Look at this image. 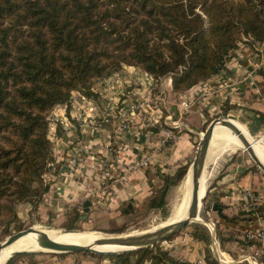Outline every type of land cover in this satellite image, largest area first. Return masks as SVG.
<instances>
[{
  "label": "trees",
  "instance_id": "obj_1",
  "mask_svg": "<svg viewBox=\"0 0 264 264\" xmlns=\"http://www.w3.org/2000/svg\"><path fill=\"white\" fill-rule=\"evenodd\" d=\"M244 39L263 42L264 0H0V228L17 222L20 204L36 209L46 193L49 116L56 106L68 109L72 93L94 97V84L123 67L156 81L170 77L180 93L218 73ZM190 164L164 178L150 209L164 207ZM191 234L205 245L207 264H217L207 229L194 226ZM88 255L113 264H185L158 245Z\"/></svg>",
  "mask_w": 264,
  "mask_h": 264
},
{
  "label": "crops",
  "instance_id": "obj_2",
  "mask_svg": "<svg viewBox=\"0 0 264 264\" xmlns=\"http://www.w3.org/2000/svg\"><path fill=\"white\" fill-rule=\"evenodd\" d=\"M93 91L94 97L73 93L68 109L56 106L49 116L58 140L52 148L51 167L43 175L47 191L38 210L53 221H70V216L75 215V227L98 223L104 226L133 215L162 187L165 177L192 163L203 132L221 116L234 122L248 137L260 140L253 142L258 151L264 152V40L252 46L244 41L238 43L218 73L180 93L173 91L170 77L149 85L145 73L135 67H123L96 82ZM182 102L188 105L185 113ZM124 123L129 129L119 130ZM163 125L179 139L162 145ZM76 148L81 151L72 168L69 158ZM123 150L125 164L149 158V166L132 171L126 180H117L125 169L114 163L117 153ZM212 161L209 196L220 206V213H216L223 220L222 224H215H219L221 233L233 232L235 237L224 238L222 234L218 240L215 230H207L211 235V255L216 261L212 253L216 243L225 258L234 256L238 264H245L240 258L252 254L254 247L242 240L241 234L264 219V204L259 199V195L264 197V178L240 160L216 157ZM108 162L114 167V178L105 184L100 169ZM85 202H90L86 214ZM180 233L165 241L162 250L176 262L207 264L205 245L192 237L191 230ZM234 250L237 252L231 253ZM18 264L113 263L82 254H36Z\"/></svg>",
  "mask_w": 264,
  "mask_h": 264
},
{
  "label": "rangeland",
  "instance_id": "obj_3",
  "mask_svg": "<svg viewBox=\"0 0 264 264\" xmlns=\"http://www.w3.org/2000/svg\"><path fill=\"white\" fill-rule=\"evenodd\" d=\"M249 139L252 141H255L254 138L250 137ZM261 144L264 146V142H261ZM256 147H257V144H256ZM261 153L263 154V157H264V152H261ZM216 157H220L222 159L232 158L236 162H238L239 160L242 162H245L246 166H248L249 169L252 170L253 173L259 174V176L264 178V175L254 165L252 160L249 158L248 154L244 152L241 148L236 147L235 145L229 144V143L212 142L210 145V150L208 153V160L206 163V169L204 173L206 180H207L206 191H205V195L207 196V197L205 196L206 202L205 203L202 202L201 204L200 213H199V221L184 228L182 230L184 232L191 230L192 227L194 226H199V225L204 226V224L211 223V222L214 224L215 222H219V224L223 223V220L220 217H218L216 212L212 211V208L207 209V210L205 209V207L210 206L211 203H214V204L217 203L216 201L210 199L211 197L209 196V187L211 184H213V181L211 182V179H213V177H211L210 173L214 166L211 165V162H213L212 160ZM219 165L220 167H222L223 163H219ZM261 181L263 182L262 179ZM186 183H187V179L184 178L180 184H178L177 186L171 187L165 199L164 207L159 210L150 209L148 207V203H149L148 202L149 200H148L145 203L139 205L135 209V212H133V215L128 216V217H121L122 218L121 222L115 223V222L110 221L104 226L103 225L101 226L100 223H98L97 225H94V224L83 225V226H77L72 230H69L68 228H69V223L75 219V215L70 216L71 218L70 221L69 220L63 221V222L58 221V220L53 221L50 216L45 217L39 214L38 205H37V208L35 209L29 203H22L17 207V217H18L17 222L11 223L10 226L8 227L0 228V243H2L8 236L15 234L16 232H19L21 230L30 228V227L47 229V230L53 231L54 233H65L62 231H73V232L79 231L81 233L88 234L92 238L101 239L103 237H111V236H118V235H125V234H135V233H139L142 231L151 230L161 225L170 224L178 219L177 218L178 213L181 209L182 203H184ZM263 188L264 187H261V189ZM219 224L218 225L215 224L216 227L214 231V234L216 235L218 240L221 239L222 234H223V237L225 236L224 238H226V236L227 238L229 237V239H233V237H235V233L233 232L221 233V229H219ZM220 228L224 229V227H220ZM177 235H181V233L176 234L175 236H173V238L176 237ZM158 246H160V248L162 249V246H164V242L158 244ZM223 247H222L223 249L226 248L225 246ZM235 252L237 251L234 250L231 253L235 254ZM246 253L249 254L248 252ZM36 254H45V253H26L25 255L27 256L17 255L11 258L10 260L14 259L12 264H18L28 259L30 256H33ZM20 255H24V254H20ZM82 255L89 256L88 254H82ZM235 259L236 258L232 256V260L237 261ZM245 264H248V263L246 262Z\"/></svg>",
  "mask_w": 264,
  "mask_h": 264
},
{
  "label": "water",
  "instance_id": "obj_4",
  "mask_svg": "<svg viewBox=\"0 0 264 264\" xmlns=\"http://www.w3.org/2000/svg\"><path fill=\"white\" fill-rule=\"evenodd\" d=\"M216 128H223L228 130L234 135L241 144V149L246 152L249 158L252 160L254 165L264 175V164L256 155L252 145L236 126L234 122L227 119L224 116L218 117L210 122L205 131L203 132L200 141L196 147L195 155L186 176L189 175L190 180V191L187 211L185 216L177 222L170 223L167 225H161L151 230L142 231L135 234H125L111 237H103L97 240L93 245L81 246V245H70L57 243L47 237L33 227L21 230L8 236L2 243H0V253L5 247L10 246L19 238L28 234L33 235L36 248L33 251H20L9 255L6 259L5 264L14 256L26 253H45V254H56V255H68V254H92V255H121L133 251H139L143 249L152 248L162 242L167 241L169 238L180 233L184 228L190 226L199 221V213L201 204L205 198L199 197L200 180L203 177L206 169V161L212 142L213 132ZM185 176V178H186ZM90 202H85L84 213L88 212ZM131 209V208H130ZM212 211L220 213L221 209L218 204L212 206ZM84 219L86 216L83 217ZM62 232H73V231H62ZM94 246H105L117 248V250L111 251H100L96 250Z\"/></svg>",
  "mask_w": 264,
  "mask_h": 264
},
{
  "label": "built area",
  "instance_id": "obj_5",
  "mask_svg": "<svg viewBox=\"0 0 264 264\" xmlns=\"http://www.w3.org/2000/svg\"><path fill=\"white\" fill-rule=\"evenodd\" d=\"M244 42H247L244 39ZM257 43H254V45H256ZM146 79H147V83L149 85H151L153 83V78L146 75ZM73 94V93H72ZM181 108L182 111L185 113L188 110V105L184 102L181 103ZM136 109V107L134 108ZM154 122V121H153ZM159 124V122L157 123ZM129 127L127 126V124H122L120 126L119 130H128ZM161 133H162V145L167 144L170 141H177L179 139V136L174 134L171 130H169L168 128H165V126H161ZM48 137L49 140L51 142V146L52 148H54V144L57 142V137L55 135V125L54 122H52L50 120L49 117V126H48ZM255 141H260L258 139H254ZM81 151L80 148H76L73 150V155L69 158V162H70V167L75 168V165L77 163V154H79V152ZM84 152L87 151V149L83 150ZM112 152H110L111 154ZM125 160V151L123 150L121 152V154L118 155L117 153V157L115 159V167L120 168V165L122 168L125 169V171L123 172L122 176L116 178L117 180H126L127 176L129 173H131L132 171H136L139 168H147L149 166V158H145L144 160H141L135 164H125L124 163ZM51 167V165H50ZM114 169L112 163H107L105 165H103L100 169V175L102 177V180L104 181V183L106 184L109 180L113 179V173L112 170ZM259 199L260 201H262V204H264V197L259 195ZM261 214L259 213L258 217ZM205 227L207 228V230L209 232H213L215 230V225L214 223H207L204 224ZM241 238L242 240H244L245 242L252 244L253 245V250H252V254L246 256V257H241L240 259H242V261L247 262L249 264H259V262L261 264H264V219H261L259 222V225L253 229H248L242 232L241 234ZM215 256V259L217 261V264H238L237 261H234L232 259L229 258H225L224 255H222L221 253H219V249L216 243L213 244V252H212Z\"/></svg>",
  "mask_w": 264,
  "mask_h": 264
},
{
  "label": "bare ground",
  "instance_id": "obj_6",
  "mask_svg": "<svg viewBox=\"0 0 264 264\" xmlns=\"http://www.w3.org/2000/svg\"><path fill=\"white\" fill-rule=\"evenodd\" d=\"M243 133V131L241 130ZM246 138L251 142L252 148L254 149L256 155L258 158L262 161L264 164V157L261 151L259 152L257 147L255 146L254 142L249 139L245 133H243ZM212 142H218V143H229L233 144L236 147L241 148V144L238 141V139L232 135L228 130L223 129V128H216L213 132L212 136ZM211 142V143H212ZM187 183L185 184V198H184V203H182L181 209L178 213L177 220L174 222H177L178 220H181L187 211V206H188V199H189V191H190V180H189V175L186 177ZM206 177L205 174L200 180V190H199V197H203L206 191ZM172 222V223H174ZM167 225V224H165ZM36 230L41 231L45 237L61 244H70V245H81V246H88V245H93L97 240H100L99 238H92L88 234L81 233L79 231L75 232H65V233H54L51 230L47 229H41V228H35ZM36 248L35 246V241L33 239L32 234H28L26 236H23L16 240L13 244H11L8 247H5L1 250L0 253V264H5L6 259L9 255L15 253V252H20V251H33ZM96 250L100 251H113L117 250V248H112V247H105V246H94L93 247Z\"/></svg>",
  "mask_w": 264,
  "mask_h": 264
}]
</instances>
